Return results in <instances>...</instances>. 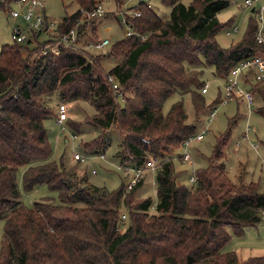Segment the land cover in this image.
<instances>
[{
	"label": "trees",
	"instance_id": "obj_1",
	"mask_svg": "<svg viewBox=\"0 0 264 264\" xmlns=\"http://www.w3.org/2000/svg\"><path fill=\"white\" fill-rule=\"evenodd\" d=\"M74 1L92 9L97 0ZM160 1L171 7L167 18L148 6L140 8V16L128 17L133 32L111 45L110 55L120 60L110 70L101 65L104 53L85 47L37 56L39 43L34 49L30 41L1 46L0 264H264V254L243 258L224 249L233 234L242 236L246 225L264 219L260 182L242 177L235 182L229 175L225 148L234 120L217 137L208 165L196 169V181L185 184L174 159H183L178 150L196 133L197 123L187 121L183 98L167 112L163 109L175 93H191L197 115L221 102L220 94L206 106L204 69L214 66V74L226 82L240 60L263 52L256 37L258 16L251 11L254 17L243 36L224 47L217 35L232 28L234 19L223 22L218 14L231 0ZM80 15V10L65 15L62 29L72 27ZM93 34L98 37L95 28ZM244 85L260 95L258 111L264 115V82L250 72ZM53 92L63 101L84 99L95 108L86 123L102 134L84 144L89 152L104 155L112 143L106 132L113 128L121 136L120 165H143L154 156L155 212H150V197L136 198L143 179L131 190L124 181L109 189L89 182L87 172L68 168L62 155L59 163L51 158L44 120L54 113L48 102ZM65 124L81 131L75 119ZM20 167L23 189L47 184L58 201L48 197L31 207L23 204Z\"/></svg>",
	"mask_w": 264,
	"mask_h": 264
},
{
	"label": "rangeland",
	"instance_id": "obj_2",
	"mask_svg": "<svg viewBox=\"0 0 264 264\" xmlns=\"http://www.w3.org/2000/svg\"><path fill=\"white\" fill-rule=\"evenodd\" d=\"M46 6V14L52 19L61 20L65 15H69L75 10H79V4L74 0H44ZM155 4V11L160 17L167 18L170 14L171 7L160 0H152ZM244 0H231L230 6L219 12L218 16L221 21H227L230 18L234 19L233 26L237 29L224 27L217 36L218 42L222 46H227L233 42L240 40L246 31L247 25L254 17L251 8L243 5ZM189 5L192 0H181ZM264 3V0H263ZM10 6L13 7V4ZM107 10L113 9L114 4L111 2L106 3ZM119 13L117 17L103 16L101 20L94 24L96 34L99 38L109 37L110 43L103 49L88 48L94 54L104 53L101 58V65L104 69L110 70L119 62V58L110 55V47L113 43L126 36V27H122L119 22ZM20 24L23 21L18 20ZM14 26V21L10 16V9L8 6L0 5V48L3 44L11 45L14 40L11 37V32ZM264 30V26H263ZM92 28L89 33H92ZM264 34V31H263ZM87 41V38H84ZM40 56V55H37ZM205 81L208 82V91L204 94L206 106L210 105L219 95H223L222 91L225 86V81L222 77L214 74V66L210 65L204 69L202 75ZM183 96V97H182ZM48 102L54 113L49 115L45 120V127L48 129L49 142L52 146V156L58 163L63 160L68 168H76L80 172H87L89 182L98 186L108 187L109 189L119 188L122 181L126 182L128 179V172L119 170L120 161L116 156L120 149L121 136L118 132L111 128L106 134L111 138L112 143L106 148L104 155L99 153L89 152L85 148V143L90 142L94 137L102 134V129L86 123V118L89 114L95 111L93 105L84 99L78 101L68 102L69 118L81 122V131L70 129L69 127L63 128L56 125L55 118L57 112V104L61 100L57 92H53L48 96ZM180 98L184 99V106L188 113L187 121L190 123H197V132L204 131L202 140L194 141L190 147V154L192 156L193 164L186 161H181L178 157L174 159L175 168L182 170L180 181L189 184V177L193 169L205 167L209 163V157L212 156L213 148L217 142V137L224 133L230 120H234L232 126V133L230 140L225 148L227 154V168L231 179L238 182L240 177L243 181H257L260 182V187L264 190V115L258 111V105L263 101L259 94H255V103L252 105L251 111L246 105L245 100L241 98H234L214 104L217 107L215 116L209 119L212 107H207L197 115L193 106V97L191 93L181 95L175 93L170 96L164 103V112L169 110L172 103ZM63 101V100H62ZM249 121L256 128L255 132L250 133L249 137L244 136L245 127L247 125V117ZM67 125V124H66ZM76 136L73 138L72 134ZM195 133V134H196ZM194 134V135H195ZM257 143V147L254 144ZM183 147L178 150L181 154ZM75 152H79L85 157V160H77L73 157ZM154 157L151 155L149 158ZM93 169L96 171L94 172ZM185 169H187L185 171ZM23 167L18 170V180L20 188L22 189L21 200L23 204L31 207L36 200L46 199L53 197L58 201V195L55 191L48 187L47 184H41L34 187L30 191H26L21 186ZM156 171L146 170L143 176V182L136 190V198L150 197L154 201L150 212L156 211V203L158 202L157 185L153 179ZM153 174V175H152ZM183 175V176H182ZM189 175V176H188ZM123 211L126 209L122 207ZM2 222H0V234L2 232ZM226 251L235 250L241 257L245 258L248 255L264 254V219L256 225H246L245 233L242 236L233 234L230 241L224 248Z\"/></svg>",
	"mask_w": 264,
	"mask_h": 264
},
{
	"label": "built area",
	"instance_id": "obj_3",
	"mask_svg": "<svg viewBox=\"0 0 264 264\" xmlns=\"http://www.w3.org/2000/svg\"><path fill=\"white\" fill-rule=\"evenodd\" d=\"M4 0H0L2 2ZM111 2L114 4L113 9L107 10L106 3ZM13 4V7L10 6ZM8 6L10 9L11 19L14 21V26L11 32L13 40L19 43H26L30 41L31 48H36L38 43L42 45L34 50V55H47L57 54L60 52L61 47L79 48L93 47L95 49H103L110 43L109 37L99 38L95 34L89 33L90 28L94 30V24L101 20L103 16L115 15L118 13L120 23L122 27H126L125 34H131L133 32L132 27L128 24L129 18L132 16H140L141 7L148 6L155 8V4L152 0H125L123 4L116 3L115 0H97L95 7L92 9L80 7V18L76 23L68 29H62V19L55 20L46 14V6L44 0H12ZM243 5L248 8L255 6V12L259 19V27L257 32V40L264 45V3L263 0H244ZM18 20L23 21L24 24H20ZM233 29H237V26H233ZM143 38L146 36L143 35ZM87 38V41L84 40ZM252 72L255 81L264 82V51L261 53H255V55L242 59L240 62L231 68L229 76L226 80V84L223 89V95L221 101L231 100L234 98H243L250 111L252 105L255 103V94L249 88L244 85V80L247 75ZM109 80L114 82V87H117L116 80L113 76H109ZM209 88L208 82L202 87V92H207ZM57 112L55 123L63 128H67L65 122L69 118V111L66 101L60 100L57 104ZM217 107L211 109L209 119L215 116ZM247 125L245 127L244 136L249 137L250 133L255 132L256 128L249 121V115L247 117ZM73 138L76 136L72 134ZM204 131H199L195 135L186 138L183 141V160L189 164H193L192 156L190 154V147L194 141L202 140ZM145 141H148L144 139ZM257 147V143L254 144ZM103 154H101L102 156ZM73 157L77 160H85V157L79 152H75ZM156 171V160L154 157L149 158L143 165L121 164L119 170H123L129 173L126 186L128 190L135 187L137 182L143 178L146 170ZM95 172L96 170L93 169ZM195 169H193L189 181L194 183L196 181ZM264 214V210L262 211Z\"/></svg>",
	"mask_w": 264,
	"mask_h": 264
},
{
	"label": "crops",
	"instance_id": "obj_4",
	"mask_svg": "<svg viewBox=\"0 0 264 264\" xmlns=\"http://www.w3.org/2000/svg\"><path fill=\"white\" fill-rule=\"evenodd\" d=\"M183 160V159H182ZM181 160V161H182ZM184 161V160H183ZM177 169V168H176ZM178 170H180L179 168H178ZM153 175V174H152ZM189 176V175H188ZM153 179H154V181H155V175H153ZM143 182V181H142ZM156 185V184H155Z\"/></svg>",
	"mask_w": 264,
	"mask_h": 264
},
{
	"label": "water",
	"instance_id": "obj_5",
	"mask_svg": "<svg viewBox=\"0 0 264 264\" xmlns=\"http://www.w3.org/2000/svg\"><path fill=\"white\" fill-rule=\"evenodd\" d=\"M254 10H255V6L251 8V11H252V12H254Z\"/></svg>",
	"mask_w": 264,
	"mask_h": 264
}]
</instances>
